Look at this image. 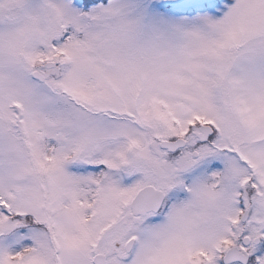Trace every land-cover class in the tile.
<instances>
[{
    "label": "snow or ice",
    "instance_id": "6c2138e0",
    "mask_svg": "<svg viewBox=\"0 0 264 264\" xmlns=\"http://www.w3.org/2000/svg\"><path fill=\"white\" fill-rule=\"evenodd\" d=\"M0 264H264V0H0Z\"/></svg>",
    "mask_w": 264,
    "mask_h": 264
}]
</instances>
